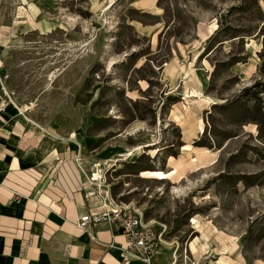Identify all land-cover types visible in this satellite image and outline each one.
Masks as SVG:
<instances>
[{
	"label": "rangeland",
	"instance_id": "374dc122",
	"mask_svg": "<svg viewBox=\"0 0 264 264\" xmlns=\"http://www.w3.org/2000/svg\"><path fill=\"white\" fill-rule=\"evenodd\" d=\"M157 1L0 0L4 99L82 144L86 174L100 167L112 200L154 221L162 261L264 264V130L213 109L261 78L264 16L228 13L243 42L208 51L219 15L241 0H161L168 13ZM231 56L242 62L227 68ZM211 116L234 136L220 149L194 145L210 140ZM255 174L254 186L234 183Z\"/></svg>",
	"mask_w": 264,
	"mask_h": 264
},
{
	"label": "crops",
	"instance_id": "0c3cea01",
	"mask_svg": "<svg viewBox=\"0 0 264 264\" xmlns=\"http://www.w3.org/2000/svg\"><path fill=\"white\" fill-rule=\"evenodd\" d=\"M1 88L0 79V264H143L108 248L126 246L120 232L101 224L92 228L95 239L81 235L78 218L103 210L97 201L84 204V147L72 134L60 140Z\"/></svg>",
	"mask_w": 264,
	"mask_h": 264
},
{
	"label": "built area",
	"instance_id": "2783aa9c",
	"mask_svg": "<svg viewBox=\"0 0 264 264\" xmlns=\"http://www.w3.org/2000/svg\"><path fill=\"white\" fill-rule=\"evenodd\" d=\"M79 168L84 171L81 164H79ZM91 179L92 176H88L85 183L87 187L83 193L84 204L88 207L90 202L97 201L103 210L99 213L85 212L78 218L76 227L81 235L86 234L95 239L96 235L92 228L102 224L108 228L112 235L120 232L125 237V247H116L113 242L108 244L109 249H117L123 258L134 259L143 264H177L176 258L159 263V257L164 256L163 242L162 234L155 229L154 221H145L138 209L124 204H116L109 191L104 188L105 181L96 184Z\"/></svg>",
	"mask_w": 264,
	"mask_h": 264
},
{
	"label": "trees",
	"instance_id": "16d2710c",
	"mask_svg": "<svg viewBox=\"0 0 264 264\" xmlns=\"http://www.w3.org/2000/svg\"><path fill=\"white\" fill-rule=\"evenodd\" d=\"M250 1V3L248 2ZM260 2H262L264 6V0H241V2L238 5L231 6L227 14L224 15V13L220 14L218 17V29L216 30L215 34L210 38V43L206 50L208 51H213V49L216 47L215 45L220 44L223 40H220L222 38L232 36L231 38H239L240 42L242 43L244 40V37L242 35H237L238 31L234 27L231 26L230 23L227 22V15L228 13L232 11H237V12H245L247 9V6H253L254 9L256 10L258 17L260 19H263L264 12L262 10V7L260 5ZM157 5L161 7L164 11V13H168V8L163 5L161 0L157 1ZM169 32V29L166 30V34ZM261 34L263 37V46H262V51L259 55V57L262 60L261 64V78L257 80L252 86L246 88L243 90L241 93L242 100H236L232 102H226L222 105H213V109L221 114H229L230 116H235V117H240L243 116L241 121L239 122L241 125L243 122H252L258 127L259 133L264 130V102L261 99V94L264 92V23L260 27L258 34ZM213 41H215V44L212 45ZM215 46V47H214ZM137 56V55H136ZM143 55H138V58L142 57ZM145 56V54H144ZM132 57H135L132 54ZM242 62V59L240 57L236 56H231L227 59V61L224 63V65L227 68H232L233 66L239 64ZM145 66H141L137 69V72H140L144 69ZM150 84V81H147ZM250 104V105H248ZM211 118V130H210V140L205 139L202 140L200 139L197 142H194L195 146L199 147H205L208 149L212 148H221V144L219 143V140L221 139L222 141H226L232 137L230 133H220V131L216 128L215 124L213 123L212 116ZM187 147V145H184L182 147V151H185L184 149ZM159 154V151L157 152L156 158ZM176 157L175 155L169 154L167 156L168 158H173ZM239 158V154L235 153L230 155L228 159L229 164H234L237 163V160ZM136 163H133L130 165V167H136ZM227 177V176H226ZM259 175H240L237 176L234 179V183L238 182H243L245 186H254L257 184V178ZM225 178L223 174L219 175V179Z\"/></svg>",
	"mask_w": 264,
	"mask_h": 264
},
{
	"label": "bare ground",
	"instance_id": "6f19581e",
	"mask_svg": "<svg viewBox=\"0 0 264 264\" xmlns=\"http://www.w3.org/2000/svg\"><path fill=\"white\" fill-rule=\"evenodd\" d=\"M122 157V156H121ZM174 160V158H168V161H173ZM111 160H107V161H104V162H101L99 165H101V164H106V163H108V162H110ZM117 161V160H116ZM104 174V171L99 167L98 169H97V172H96V175L99 177H97L96 179L94 178V177H92V181L93 182H95L96 184H101V182H102V176H104L103 175ZM98 179V180H97ZM193 222H195V220L193 219ZM197 238L191 243V245H190V247H192L194 244H196V242H197ZM164 243V242H163ZM192 248H194V246L192 247ZM191 248V249H192ZM190 249V250H191ZM196 251V250H195Z\"/></svg>",
	"mask_w": 264,
	"mask_h": 264
}]
</instances>
